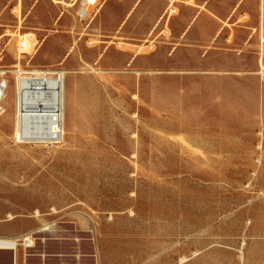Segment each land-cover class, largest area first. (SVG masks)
<instances>
[{
	"label": "rangeland",
	"instance_id": "374dc122",
	"mask_svg": "<svg viewBox=\"0 0 264 264\" xmlns=\"http://www.w3.org/2000/svg\"><path fill=\"white\" fill-rule=\"evenodd\" d=\"M82 1L0 0V237L28 264H264V2ZM18 66L72 71L60 140L17 141Z\"/></svg>",
	"mask_w": 264,
	"mask_h": 264
},
{
	"label": "bare ground",
	"instance_id": "6f19581e",
	"mask_svg": "<svg viewBox=\"0 0 264 264\" xmlns=\"http://www.w3.org/2000/svg\"><path fill=\"white\" fill-rule=\"evenodd\" d=\"M262 1L264 2V0L260 2ZM87 12V7L80 9L82 16ZM260 28L259 72L264 77V24H261ZM26 47V40L20 38L17 49L18 52L20 51V56L29 52L25 50ZM67 73L72 71L35 69L33 74L20 76L19 87L17 88L16 85L17 141L51 142L60 140L67 134L68 126L74 121L72 98L66 84ZM137 73H142V70H137ZM11 216L12 214L10 218Z\"/></svg>",
	"mask_w": 264,
	"mask_h": 264
},
{
	"label": "crops",
	"instance_id": "0c3cea01",
	"mask_svg": "<svg viewBox=\"0 0 264 264\" xmlns=\"http://www.w3.org/2000/svg\"><path fill=\"white\" fill-rule=\"evenodd\" d=\"M86 1V0H85ZM88 3V1H87ZM88 5V4H87ZM247 7H250L248 5V3L246 4ZM88 8V11L90 10L89 6H85ZM186 8H187V13L189 16H192V19H195V17L200 14L202 11H200L197 7L195 6H190V5H186ZM252 11V10H251ZM180 13V12H179ZM179 13H174L172 15L175 16ZM254 15H258L260 14L261 16V20H262V24H264V17H263V13H262V10L259 11V13H254L252 12ZM262 14V15H261ZM168 15H169V9H166L165 10V13H163L161 16V22H163V19H165L166 17L168 18ZM159 21V22H160ZM209 19H204L203 20V25H202V29H201V32H203L204 34L206 33H210L212 31V28L211 26L209 25ZM158 24V23H157ZM257 27H256V31H257ZM192 39L193 40H196V39H200L201 37V33L200 31H198L197 35H192ZM26 40L29 42L28 38H26ZM136 56V55H135ZM14 236L12 237H6V236H2L0 237V257H4L5 255H7L8 257L5 259L6 261H2L0 262V264H28L29 263V260L30 258L28 257V252L22 250L23 248H18V249H12L13 247H15V243L12 241V239ZM36 256V255H34ZM37 256H40V255H37ZM40 258V257H39Z\"/></svg>",
	"mask_w": 264,
	"mask_h": 264
},
{
	"label": "built area",
	"instance_id": "2783aa9c",
	"mask_svg": "<svg viewBox=\"0 0 264 264\" xmlns=\"http://www.w3.org/2000/svg\"><path fill=\"white\" fill-rule=\"evenodd\" d=\"M82 5L84 8L85 6H88L87 5V2L85 0L82 1ZM90 11V10H89ZM89 11L87 12V14L89 13ZM86 14V15H87ZM85 15V16H86ZM81 16V15H80ZM82 17V16H81ZM22 45H24V43H21ZM25 54V53H24ZM9 69H4L2 70L1 74H2V79L0 81V113H2L4 111V105H3V100L4 98L6 97L7 95V89L9 88V85H10V81L9 79L6 77L9 73ZM15 71V76H16V85H17V88L19 87V80H20V76L22 77L23 75L25 74H33V70H26L25 68L21 67V66H18ZM19 93V92H18ZM17 243L15 245V247L13 248H16L19 244L18 242V239L16 240ZM22 244H24L25 246L29 247L33 244V241L32 239L30 238V236H25L22 240Z\"/></svg>",
	"mask_w": 264,
	"mask_h": 264
}]
</instances>
